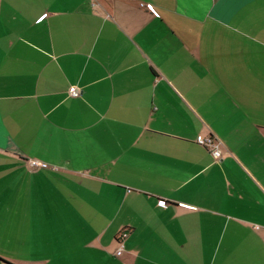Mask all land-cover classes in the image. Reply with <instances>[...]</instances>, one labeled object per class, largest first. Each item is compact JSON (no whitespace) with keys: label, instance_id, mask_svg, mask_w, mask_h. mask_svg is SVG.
<instances>
[{"label":"crops","instance_id":"crops-1","mask_svg":"<svg viewBox=\"0 0 264 264\" xmlns=\"http://www.w3.org/2000/svg\"><path fill=\"white\" fill-rule=\"evenodd\" d=\"M0 264H264V0H0Z\"/></svg>","mask_w":264,"mask_h":264},{"label":"built area","instance_id":"built-area-1","mask_svg":"<svg viewBox=\"0 0 264 264\" xmlns=\"http://www.w3.org/2000/svg\"><path fill=\"white\" fill-rule=\"evenodd\" d=\"M80 90L77 89V87L72 86L69 89V94L72 97H76L80 95ZM199 144L207 147L210 149V151L212 152L213 156L217 159L220 160L221 157L223 156V152L221 150V142L219 140H216L214 137L212 136H203V135H199L197 137L196 140ZM29 165L30 167L34 168V167H47L48 164L41 162V161H37V160H30L29 161ZM128 235L127 231L122 232L119 236H118V241H119V248L116 251L117 255H120L123 251V242L122 239L126 238Z\"/></svg>","mask_w":264,"mask_h":264}]
</instances>
